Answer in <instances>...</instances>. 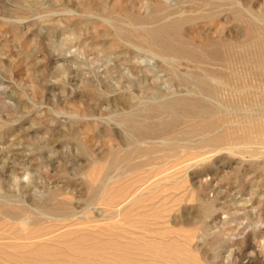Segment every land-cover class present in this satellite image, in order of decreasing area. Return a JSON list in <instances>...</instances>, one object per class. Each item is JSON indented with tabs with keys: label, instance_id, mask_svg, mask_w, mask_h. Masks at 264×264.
<instances>
[{
	"label": "rangeland",
	"instance_id": "obj_1",
	"mask_svg": "<svg viewBox=\"0 0 264 264\" xmlns=\"http://www.w3.org/2000/svg\"><path fill=\"white\" fill-rule=\"evenodd\" d=\"M193 1L0 0V202L16 209L10 215L0 207V264H242L244 240L259 257L253 263H264L263 143L183 161L181 151L158 143L193 145L194 136L141 140L124 123L130 115L150 125L167 116L150 110L153 102L200 95L192 81L177 78L189 75L190 65L117 35L154 14H199ZM239 1L264 22V0ZM214 21L197 18L183 32L196 43L247 40L226 11ZM235 93L209 97L221 110H241L246 103ZM92 185L98 192L89 193ZM53 192L70 219L50 220L38 209ZM198 198L223 207L202 214ZM21 204L29 210L16 208Z\"/></svg>",
	"mask_w": 264,
	"mask_h": 264
},
{
	"label": "bare ground",
	"instance_id": "obj_2",
	"mask_svg": "<svg viewBox=\"0 0 264 264\" xmlns=\"http://www.w3.org/2000/svg\"><path fill=\"white\" fill-rule=\"evenodd\" d=\"M193 3L196 4V7L198 6V8H200L198 11L199 14L196 15L181 14V13L175 15L171 14L172 16H167V17L164 16L165 18L161 17L162 18L161 20L158 18L156 19L157 15L154 14L152 15V17L150 16L147 19V22L146 21L142 22L141 20H139L140 19L139 17L134 16L133 21L135 20L142 22L141 24L137 25V29L135 31L134 30L126 31L123 29H117V35H119L118 39L125 40L127 44L143 46L156 54L167 55L170 56L173 60H177V62L180 63L182 62L190 65L191 66L190 74L186 76L180 74L177 76V78L179 81L183 83L187 81H192L198 92H200V95L198 96L177 95L150 104V110L165 111V114L167 112L166 117L158 119L155 123H152L150 125L141 124L136 122L135 119H133L130 115L124 117V123L127 127H129L132 130L131 132H133V135L141 140L144 138H154V137L161 138L162 140V137L159 136L163 133H168V132H172L173 134H180V136L181 135H190V137L194 136L195 143H193V145L182 144V143L179 144L173 138H172L173 140H169L168 138V142H164L160 140L162 143H158L162 146L163 144L164 145L166 144L169 150L175 152V154L177 151L178 152L181 151L184 159L183 161L192 158L195 159L197 158L198 159L197 161H200L201 159H204L207 156L208 159L209 155L204 156L206 153L221 150L220 148H224L229 153L230 152L234 153L238 149L235 147L236 144L242 142L263 143L262 148L264 149V22H258L255 17H252L248 9L239 0H194ZM221 10L226 11V13L230 16V18H232L235 21H238V23L243 26L247 37L246 39L247 40L251 39V44L248 42L249 40L248 41L245 40L242 43L236 45L234 42L231 41L226 42L223 40H213V39H203L200 43H196L194 41L193 36L188 37L184 34L183 32L184 24L194 23L197 20V18H203L215 22L214 20L217 18ZM260 15L264 17V9L261 11ZM237 60L239 62L238 66H236V64H234L233 62ZM221 89L224 91L225 90L237 91L238 93H235V98L238 97L239 99H242V101L246 103L245 106L240 108L241 110L231 109L232 113H230L231 110H224V109L221 110V108L220 109L217 108V106L213 103V101L210 99L209 96L216 97ZM235 100L236 99L231 100L232 102L231 104H233L234 107L236 102L233 101ZM261 100H263L262 103L260 102L261 104L259 103L257 105H253L257 103V101H261ZM149 117L152 118L151 116ZM185 120L188 121V123H186L185 128H182L179 131H175L174 129L176 125H178L180 121H185ZM155 142L151 141L149 143L146 141L147 143L146 147L148 148V147L157 146L156 144H154ZM136 143L138 144V141ZM142 143L144 144V142ZM142 143H139L138 145H143ZM255 151L256 148L254 149L251 148L248 152L252 154L255 153ZM213 153L215 154V152ZM117 157L118 156H115V158ZM144 159H146V157H144ZM115 160L117 161L118 158ZM165 161H167V159ZM94 170L95 168L93 169V171ZM101 175L102 174L100 173L99 178H102ZM94 184L97 183H93V185ZM86 185L87 182L85 186ZM93 185L90 186L91 192L88 191L89 193L98 192L99 189L96 190L97 189L96 185L95 186ZM58 193L53 192V194H51L50 196L48 195L49 201H44V203L42 202L43 201L42 198V201L38 202L39 203L38 209L46 213L49 216V218H52L50 220L59 219L63 221L70 217L71 214L69 213L71 209L68 206H66V204L63 201H57V200L52 201V199H54L52 197ZM198 200H199V212H201L202 214L204 213L207 215H212L218 208L223 207L222 205H217L216 202L212 200L203 199V198H198ZM231 203H235V201L233 200V202ZM0 207L3 209L4 213H10V215L11 212L14 213L15 212L14 210H16V209L13 210V207L10 209L9 207L5 206L4 202H0ZM16 208L21 209L22 211H24V213L25 210H29L27 209L26 206L22 204ZM36 211L37 214L36 213L35 214L38 216L40 213H38V210ZM46 214L45 216H47ZM13 218L17 219L16 217ZM232 218L233 215L229 213L227 214L225 219L229 220ZM41 219L42 218H40V220ZM204 229L205 228H203V230ZM178 235L180 234L178 233ZM176 236L175 238L177 239L180 238ZM215 240L216 237L212 238L211 240L212 243L215 242ZM242 243H243L242 249L239 252L240 259L242 258V264H254L253 261L257 257L256 255L250 252L249 250L251 248L250 243L247 242L246 240H244V242ZM176 244H178V242ZM79 245H81V243ZM262 245L264 246V243ZM189 247L186 246V248ZM183 253L184 252H182L181 254L184 255ZM164 256L166 255L164 254ZM257 259H255V261ZM258 264H262V263H258Z\"/></svg>",
	"mask_w": 264,
	"mask_h": 264
}]
</instances>
